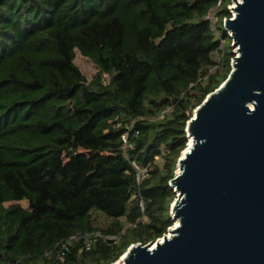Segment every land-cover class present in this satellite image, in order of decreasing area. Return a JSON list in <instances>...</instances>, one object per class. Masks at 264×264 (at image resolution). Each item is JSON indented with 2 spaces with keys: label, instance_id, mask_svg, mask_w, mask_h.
Instances as JSON below:
<instances>
[{
  "label": "trees",
  "instance_id": "obj_1",
  "mask_svg": "<svg viewBox=\"0 0 264 264\" xmlns=\"http://www.w3.org/2000/svg\"><path fill=\"white\" fill-rule=\"evenodd\" d=\"M230 2L0 0V264H112L167 232Z\"/></svg>",
  "mask_w": 264,
  "mask_h": 264
},
{
  "label": "water",
  "instance_id": "obj_2",
  "mask_svg": "<svg viewBox=\"0 0 264 264\" xmlns=\"http://www.w3.org/2000/svg\"><path fill=\"white\" fill-rule=\"evenodd\" d=\"M233 2L231 70L193 110L169 182L177 226L123 264H264V0Z\"/></svg>",
  "mask_w": 264,
  "mask_h": 264
},
{
  "label": "rangeland",
  "instance_id": "obj_3",
  "mask_svg": "<svg viewBox=\"0 0 264 264\" xmlns=\"http://www.w3.org/2000/svg\"><path fill=\"white\" fill-rule=\"evenodd\" d=\"M232 5L234 6V2L231 1L230 4L228 5L229 10H230V8H232ZM232 14H233V10L231 9V16H232ZM233 50H235V48H233ZM75 61H76L77 65L80 67L81 71L83 72V74L85 75L86 78L89 79L90 77L93 76V74L95 73L96 69L94 68V66L92 65V63H90L85 58L80 57L79 55H76ZM174 173H175L174 175H176V173H177V166H176V170H175ZM23 201H25V200H22V202ZM172 204L173 203H171V205H170V215H171V217H173V215H174V211H173ZM176 222L173 221L172 226H170V228H173ZM168 233L170 234L169 231H167L165 234L167 235Z\"/></svg>",
  "mask_w": 264,
  "mask_h": 264
},
{
  "label": "bare ground",
  "instance_id": "obj_4",
  "mask_svg": "<svg viewBox=\"0 0 264 264\" xmlns=\"http://www.w3.org/2000/svg\"><path fill=\"white\" fill-rule=\"evenodd\" d=\"M191 142H192V139L190 138L189 141H188L187 147H186V151H187V149H188V147H189V145H190ZM177 172H178V170H177ZM176 226H177V222L175 223L174 227H176ZM170 235L171 234L168 233L167 234V237H170ZM123 257L124 256H122V258L119 260V262L118 263H115V264H123V260H124Z\"/></svg>",
  "mask_w": 264,
  "mask_h": 264
},
{
  "label": "built area",
  "instance_id": "obj_5",
  "mask_svg": "<svg viewBox=\"0 0 264 264\" xmlns=\"http://www.w3.org/2000/svg\"><path fill=\"white\" fill-rule=\"evenodd\" d=\"M231 1L233 2V0H231ZM232 7H233V5H232ZM228 9H229V8H228ZM231 9H232V8H230V10H229L230 12H231ZM223 21H224V20H223ZM228 34H229V32H228ZM169 228H170V227H169ZM167 231H168V230H167ZM111 239H113V240H114L115 238H114V237H112ZM121 258H122V255H121V256H120V257H119V258H118V259H117L115 262H113L112 264L118 263V262H119V260H120Z\"/></svg>",
  "mask_w": 264,
  "mask_h": 264
}]
</instances>
